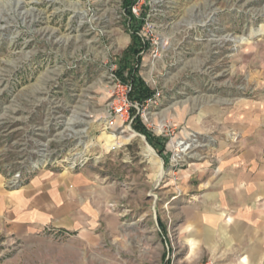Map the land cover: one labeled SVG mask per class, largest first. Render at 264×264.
<instances>
[{
	"label": "rangeland",
	"instance_id": "1",
	"mask_svg": "<svg viewBox=\"0 0 264 264\" xmlns=\"http://www.w3.org/2000/svg\"><path fill=\"white\" fill-rule=\"evenodd\" d=\"M125 1L0 0V174L13 190L41 171H94L112 188L122 229L133 224L142 238L128 244L129 264H173L166 228L181 209L169 191L210 195L219 181L207 175L223 171L225 154L242 158L249 141L220 117L264 103V0ZM129 69L149 103L131 97ZM115 82L131 86L132 120L113 113ZM153 227L159 252L147 241ZM44 231L29 245L0 237V264H58L69 236ZM248 247L256 259L241 260L235 245V256L193 264H264V245Z\"/></svg>",
	"mask_w": 264,
	"mask_h": 264
},
{
	"label": "crops",
	"instance_id": "2",
	"mask_svg": "<svg viewBox=\"0 0 264 264\" xmlns=\"http://www.w3.org/2000/svg\"><path fill=\"white\" fill-rule=\"evenodd\" d=\"M248 106V110H241L238 105L220 117L247 130L249 141L242 158L225 154L223 171L207 175L208 180L216 177L219 181L212 193L192 202L182 192L169 191L170 205L181 209L175 224L166 228L176 235L173 250L177 258L173 264H193L209 255L232 257L235 245H243L239 258L248 261L257 258L249 244L264 245V237H257V232L263 231L264 103ZM243 164L248 169L241 167ZM113 198L111 186L101 183L96 173L86 168L41 171L13 190L4 187L0 174V237L29 245L41 239L45 228H51L69 236L62 244L67 252L57 256L58 264H129L136 258L128 244L143 242L136 228L128 231L133 224L122 229ZM152 230L147 241L159 252L155 228Z\"/></svg>",
	"mask_w": 264,
	"mask_h": 264
},
{
	"label": "built area",
	"instance_id": "3",
	"mask_svg": "<svg viewBox=\"0 0 264 264\" xmlns=\"http://www.w3.org/2000/svg\"><path fill=\"white\" fill-rule=\"evenodd\" d=\"M141 1V0H140ZM134 12H136V9H133ZM114 89L117 93V101L114 102V106H113V113L115 116H119L121 118H125V120L130 118V110L131 108H135L136 107V103L129 101V96H130V92H131V86L129 84H123L120 82H115L114 84ZM159 95H157L156 97H158ZM151 101V99H147L146 103H149ZM138 110V109H137ZM131 117L130 119L132 120ZM114 121L111 119L108 122V126L111 127L113 125ZM73 169V168H71ZM19 176H14L13 179L11 180V184L14 186H16L17 181ZM48 232V231H46ZM196 264H214L211 260H205V261H200L197 262Z\"/></svg>",
	"mask_w": 264,
	"mask_h": 264
},
{
	"label": "trees",
	"instance_id": "4",
	"mask_svg": "<svg viewBox=\"0 0 264 264\" xmlns=\"http://www.w3.org/2000/svg\"><path fill=\"white\" fill-rule=\"evenodd\" d=\"M131 5V2L129 0H126L124 2V7L126 9H129ZM130 54L135 53L136 57H138V51L135 49H129ZM134 56V55H133ZM136 62L139 63V58H136ZM122 74V73H121ZM123 83H126L129 81L132 85V92L131 97H133L135 100L139 102H143V100H146L151 97L152 92H150L147 88H145L143 82L140 80V78L136 75V69H129L128 70V76L126 79H122ZM134 129L137 130L141 134H145V129L141 125H134Z\"/></svg>",
	"mask_w": 264,
	"mask_h": 264
},
{
	"label": "bare ground",
	"instance_id": "5",
	"mask_svg": "<svg viewBox=\"0 0 264 264\" xmlns=\"http://www.w3.org/2000/svg\"><path fill=\"white\" fill-rule=\"evenodd\" d=\"M147 152H148V153H151V151H150V149H149V148L147 149Z\"/></svg>",
	"mask_w": 264,
	"mask_h": 264
}]
</instances>
